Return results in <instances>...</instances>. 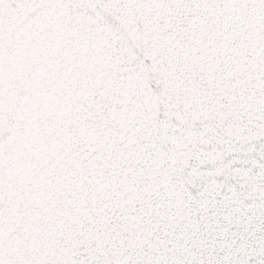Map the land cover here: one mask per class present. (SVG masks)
<instances>
[{"label": "snow or ice", "instance_id": "1", "mask_svg": "<svg viewBox=\"0 0 264 264\" xmlns=\"http://www.w3.org/2000/svg\"><path fill=\"white\" fill-rule=\"evenodd\" d=\"M0 264H264V0H0Z\"/></svg>", "mask_w": 264, "mask_h": 264}]
</instances>
